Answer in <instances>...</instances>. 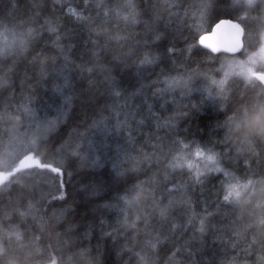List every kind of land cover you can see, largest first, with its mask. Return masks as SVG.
<instances>
[{
	"label": "trees",
	"instance_id": "trees-1",
	"mask_svg": "<svg viewBox=\"0 0 264 264\" xmlns=\"http://www.w3.org/2000/svg\"><path fill=\"white\" fill-rule=\"evenodd\" d=\"M98 0H89V9L85 8V0H0V20H4L6 14L9 17V23H20L25 21L31 26L39 28L44 23V18H51L55 25H58L60 37L57 41L55 34L43 31V40L48 41V47L45 49V58L48 65L53 66V57H55L54 68L50 67L48 74L37 83L33 79L34 72L29 69V82L23 86L24 93L32 97L30 107L35 111L37 116H42L41 108L44 105H57L60 98L55 92V86L62 84V80H57L54 69H64V74L68 76L72 85L75 87V112L73 119L68 121V125L61 128L60 135L74 128L78 136L74 138V144L79 141L83 144L82 151H86L90 142H96L101 145L98 153L101 156V162L98 167H82L83 159L69 157L60 182L65 185L62 189L65 193L67 203L57 205V211L61 207H69L70 211L65 215L62 221L64 227L54 228L55 221H50L53 209L46 208L44 219H33L31 216L21 217L15 211V197L20 191V187L15 186L12 192L14 206H9V196L7 193L0 194V264H53L60 259L61 252L54 251V244L50 247V241H53L54 231L64 232L69 223L79 225L74 233H70L64 239L71 240V245L65 248V259L73 252L80 251V244L91 248L92 256L96 258L97 264H137L138 257L132 252L127 251V247L141 251L144 248L146 233L144 230L145 221L149 225L155 226L160 230L172 235L175 243L173 247L168 241L161 238L158 244L159 255L155 257V264H168L169 257L173 252L179 249V253L173 258L172 264L177 262H187L190 259H203L205 261L212 259L216 264H221L223 260H231L233 250L231 242H235L237 237L241 240L251 242L256 240L253 250L259 249L264 244V168L256 169L257 174L250 177L252 185L247 188L237 189L238 195L234 196L235 203L232 207H226L217 213L214 195L217 188L220 187V174L215 172L206 173L201 177L203 183H196L195 172L189 173L187 168L184 169H167L169 173L168 180L175 181L178 190L172 193V197L177 201H188L189 203H176L170 210L174 214V220L163 221L158 213L154 211L151 199L144 203V195L140 194L141 201L139 207L127 208L121 202V207H126L128 222L131 224L136 220L137 215L141 217L138 221V229L132 230L123 226L125 213H118L116 209L103 210L98 205L103 204L105 200L116 196L117 189L120 185L117 180L123 181L130 179L131 183L127 185L132 188L134 184L149 180L150 184L146 185L154 190L155 198L163 205L168 203V194L164 192L165 163L161 157L160 162L153 164L144 175V170L149 166L144 163L136 167V159H143L144 153L152 151L151 143H157L155 136L151 143H146L148 133H157L165 137L164 143L167 144L173 131L170 126H163L157 129L154 121L149 120L144 125L137 124L141 117H149V109L157 116L163 118L174 117V122L178 124L175 131H181L184 135L193 136L195 144L192 145L191 151L194 153L197 144H202L209 138L212 129L216 133L212 134V140L217 141L215 151L227 154L231 149L233 157L237 155L236 148L251 147L264 153V133L258 130L259 125L264 124V91H261V85L255 81L243 83L239 88L232 85L226 98H222L213 88V96L203 91L205 81L202 76L197 75L195 70L200 65V71H207L210 68L216 69L223 63L228 65L233 60H244L242 54L229 56L225 54L212 55L208 51L207 56L192 55L189 59L188 54L180 50L187 48L184 42V36L188 37L189 43L192 42V33L189 32L187 23L182 22L184 18L185 7L192 0H175L181 7L167 10L163 7L159 9V15H145L143 13L144 0H135L141 5V15L139 22L136 24H125L123 20L117 19L114 15L105 18L103 9L97 10L95 4ZM110 5L123 2V0H105ZM153 3L163 4L164 0H152ZM231 2V0H229ZM15 3L16 7H13ZM33 4L42 5V9H34ZM71 8L77 12H83L84 17L91 19L77 20L75 17L68 15ZM40 11L41 15L36 16ZM99 11V15L97 12ZM174 13H178L179 18ZM220 14V13H216ZM31 18V19H30ZM227 19V16H222ZM233 20L235 18L233 17ZM150 25L151 29L160 32L164 36L163 43L158 42L161 50L170 39L175 37L176 56L164 58L157 61L154 65L145 66L140 72L137 71L139 60L142 58L144 48L142 38L148 31L145 23ZM208 24L205 23L201 29L202 34L206 33ZM183 35H180V33ZM117 34L127 36V40L109 41V35ZM39 39V38H38ZM138 39L141 41L138 43ZM97 41V43H93ZM252 40H246V45L252 44ZM57 44L63 47V53L60 52ZM43 46V41L41 42ZM154 46V47H156ZM196 46H199V37H197ZM38 50V49H37ZM34 49L30 48L28 56ZM98 55H93V52ZM67 57V60H65ZM118 57L119 59H113ZM20 75H23L26 61L24 57L19 58ZM5 65L0 63V74L3 73ZM237 72L240 71L235 69ZM163 73V74H162ZM185 76L193 75V85L199 90L181 94L180 88L174 93L164 95H154L155 88L151 85L159 79L161 83L157 87L163 88L165 85L162 81L166 76ZM216 79L222 76V73L216 74ZM245 75L251 79L252 75L245 72ZM111 76L117 85H119L122 95L114 97L110 93L112 80L106 79ZM14 82L15 97L13 102L21 101V86L19 80L12 73H9V83ZM91 85V86H90ZM87 89V91H84ZM138 90H142L139 91ZM71 92L72 89H67ZM12 87L0 88V106L6 100L10 99ZM138 92V94H137ZM175 96L176 103H172ZM197 107H193V106ZM112 109H119L121 112L120 119H124V113L128 114L127 126L116 127V118ZM181 111L189 113L188 117L181 115ZM135 113V115H132ZM105 124H93V121L105 120ZM49 119L54 120V116ZM224 127H217V122ZM161 124L164 120L161 119ZM106 125V126H105ZM27 127L25 121L24 127L18 131L23 132ZM187 128L188 132L183 133ZM2 130V129H0ZM129 133H131V140ZM227 137V145L223 139ZM5 139L7 137H4ZM107 145V147H104ZM141 145L143 148L141 149ZM120 148L119 162L121 164L119 171L123 174L119 178L113 171L112 162L109 158H117L116 149ZM71 151L66 148L65 153ZM18 155L14 160L16 164L20 159L21 152L17 150ZM195 161V156L192 157ZM226 164L229 163L225 156ZM203 161H200L201 167ZM14 166L4 172L8 175L15 172ZM0 171L2 169L0 168ZM182 173V174H181ZM237 175L241 181L247 182L244 173L238 172ZM85 177L97 180L103 185V192L94 199H88L82 189V181ZM26 193L35 190V199L39 200L41 193H47L50 188L49 184L41 177L26 178ZM169 183V187H171ZM163 194V198H162ZM135 195V193H133ZM204 200H208L210 211L214 216H208L205 213ZM75 201V203H73ZM25 205L27 201L25 200ZM4 213H7L5 218ZM151 215H148V214ZM119 215L121 224L116 223ZM104 218L106 223L103 226L104 231L112 233V236L104 235L99 219ZM205 219V231H198L200 220ZM92 223L87 238L82 234L88 229L89 223ZM173 224L175 226H173ZM217 229L219 231L217 232ZM215 233V234H214ZM19 234L20 238L17 239ZM156 233L152 234L155 242ZM227 244V247H225ZM195 253V256L191 254ZM131 258V259H130ZM238 264H245L247 257L243 253L236 256ZM250 259L254 260L255 257Z\"/></svg>",
	"mask_w": 264,
	"mask_h": 264
},
{
	"label": "snow or ice",
	"instance_id": "snow-or-ice-1",
	"mask_svg": "<svg viewBox=\"0 0 264 264\" xmlns=\"http://www.w3.org/2000/svg\"><path fill=\"white\" fill-rule=\"evenodd\" d=\"M13 7H16L15 3ZM42 5L33 4L34 9H42ZM163 7L167 10L176 9L181 7L179 3L175 0H164L163 4L153 3L152 0H144L143 13L145 15H159V9ZM85 8L89 9V0H85ZM97 10L103 9V16L108 18L114 15L117 19L123 20L125 24H136L139 22V17L141 15V5L137 4L135 0H123V2L116 3L115 5H110L105 2V0H98L95 4ZM220 13V14H216ZM99 11L97 15H99ZM179 18L178 13H174ZM41 12L37 11L36 16H40ZM68 15L75 17L77 20L91 19V17H84L83 12H77L69 8ZM222 16H227L228 18H222ZM233 17L235 18V23H233ZM31 19V18H30ZM188 30L192 33L191 40L189 43L188 37L184 36V42L187 48L180 50L182 53H187L189 59L192 55H203L207 56V53L196 46L197 37H199V45H203L204 48H209L205 45L204 41L206 37L202 34L201 29L204 24H208V28L215 26V29L221 26L234 27L239 30L240 33V49L239 54L245 57L244 60L236 61L233 60L228 65L223 63L220 64L219 68H210L207 71H200V65H197L195 73L203 77L205 86L203 91L209 93V97L213 96V88L216 89L218 95L222 98H226L232 85L239 88L243 83H250L255 81L257 84L261 85V91H264V0H192L184 10V18L182 22L187 23ZM9 17L6 14L4 20H0V63L5 65L3 73L0 74V88L12 87V92L10 94V99L6 100L2 106H0V164L7 162L9 157L16 155L17 150H20V159L27 157L31 162L18 168L15 172L6 175L2 181H0V194L7 193L9 196L8 205L14 206V200L12 198V192L15 186L20 187V191L15 197V211L21 217L31 216L33 219H44V214L46 213V208L50 207L53 209L52 215L49 218L50 221H55L54 228L64 227L62 221L65 215L70 211L69 207H61L57 211V205H63L67 203L65 199V193L62 189L65 187L63 183L60 182V177L63 174L65 164L69 157L75 159H83L84 164L82 167H98L101 162V156L98 154L101 150V145L96 142H90L86 151H82V142L77 141L74 144V138L78 136V133L74 128L67 131L64 135H60L61 128L68 125V121L73 119L74 115H79L75 112V87L72 85L68 76L64 74V69H54L55 76L57 80H62V84H57L55 86V92L60 98V103L53 105H44L41 108L42 116H37L35 111L30 107L32 103V97L24 93L23 86L29 82V69L34 72L33 79H36L37 83L40 82L49 72V68H54L55 57H53V66L48 65L45 58V49L48 47V41L43 40V31H47L50 34H55L57 41L60 37L58 35L59 27L55 25L54 21L49 18H44V23L40 25L39 28L31 26L25 21L20 23L9 22ZM218 21V22H217ZM148 31L145 32L142 38V43L145 49H147L142 58L139 60V66L137 71L140 72L147 65H154L156 62L162 61L164 58H172L176 56L178 49L175 44V37L170 39L167 44L164 45L161 50L158 46V42L163 43L164 36L158 32L151 29L148 23H145ZM207 31V29H204ZM180 35H183L181 32ZM39 38V39H38ZM109 41L115 40H127V36L117 34L115 36L109 35ZM246 40H252L253 43L246 45ZM43 41V46L41 42ZM141 41L138 39V43ZM97 43V41H93ZM156 46V47H154ZM60 52L63 53V47L57 44ZM32 48L34 51L29 58V49ZM38 49V50H37ZM211 49V48H210ZM211 52L216 53L213 49ZM93 55H98L95 51ZM23 56L26 64L24 66L23 75H20L19 58ZM113 59H119L118 57H113ZM67 60V57H65ZM239 66L240 71H236V66ZM250 65L251 71L256 75L249 79L245 75L248 70L245 66ZM9 73H12L19 80L21 86V101L20 103L13 102L15 97V87L14 82L12 85L9 83ZM213 73H222L219 79L215 78ZM163 74V73H162ZM108 80H112L110 87V93L114 97H120L123 93L119 87L112 79L111 76L106 77ZM193 75L189 74L187 76L180 74L175 77L166 76L162 83L165 87H157L161 83L159 79L154 81L151 85L155 88L154 95H164L166 93H174L177 88H180L181 94L187 92L199 90L194 87ZM91 86V85H90ZM67 89H72L71 92ZM84 91H87L85 89ZM142 91V90H138ZM137 92V94H138ZM172 103H176L175 96H173ZM194 108L197 106H193ZM116 118V127L119 129L122 126H127L128 124V114L124 113V119L121 120V112L119 109H112ZM135 115V113H132ZM181 115L188 117L189 113L186 111H181ZM50 116H54L53 119H49ZM105 120L93 121V124H105ZM161 119L164 120V124H161ZM149 120L154 121L157 129L163 126H170L173 130L171 132V138L168 143L165 144V137L159 136L157 133H148L146 143H151L153 136H155L157 143H151L152 151L150 153H144L143 159L135 158L136 164L133 170H136L141 164L146 163L149 167L144 170V175L147 176L153 161L156 163L160 162L161 157L166 161L165 163V173L164 180L166 181L163 185V190L168 194V203L163 205L158 202L155 198L154 190L146 187L151 181L145 180L140 181L133 185L132 188H128L127 185L131 183L130 179H125L123 181L117 180L120 187L117 189L116 196L107 199L103 204H99L98 208L103 210L116 209L118 213H125L123 226L137 230L138 221L141 217L137 215L136 220L131 224L128 222L126 207H121V202L127 208L139 207L140 206V194L144 195V203H148L151 199L154 206V211L158 213L159 217L163 221H168L171 217L174 220V214H171L170 210L176 203H189L188 201H177L172 197V193L178 190L175 181L168 180L169 173L167 169H184L187 168L189 173L195 172L196 183H203L201 180L202 176L206 173L215 172L220 174L217 179H220V187L216 189L214 195L216 197L215 204L217 213L226 207H232L235 203L234 196L238 195L237 189L243 187L247 188L252 185L253 181L250 177L257 174L256 169L264 168V153L261 151L251 148V147H238L236 148L237 155L235 157L231 154V149L228 153H222L215 151L217 141L212 140V134L216 133V129H212L209 133V138L202 144H197L194 153L191 151L192 145L195 144V139L193 136L184 135L181 131H175L178 124L174 122V117L163 118L157 116L151 109H149V117H141L137 124L144 125ZM25 121L27 127L23 132L18 131L20 128L24 127ZM227 125V121L223 124L217 122V127H224ZM106 126V125H105ZM258 130L264 133V124L259 125ZM188 129L184 128L183 133H187ZM218 135V133H216ZM130 143L134 142L131 140ZM4 137H7L6 139ZM223 143L227 145L228 138L223 139ZM107 147V145H104ZM66 148H71V151L65 153ZM143 145H141V149ZM121 149L118 147L116 149L117 158H109L112 162L113 171L119 178L123 174L119 171V153ZM195 156V161L192 157ZM225 156L229 163H225ZM200 161H203V166L201 167ZM238 172H243L246 179V183L241 181L240 177L237 175ZM182 174V173H181ZM41 177L45 182L49 184L50 190L47 193H41L40 199H35V190L26 193L25 188L26 178L31 177ZM171 183V187H169ZM85 196L88 199H94L100 196L103 192V185H101L97 180L85 177L82 181V189ZM135 193V195H133ZM163 198V194H162ZM25 200L27 201L25 205ZM75 203V201H73ZM205 213L208 216H214V213L210 211V204L208 200H204ZM7 213H4L5 218H7ZM148 215H151L150 213ZM106 221L104 218L99 219V224L104 231L103 226ZM116 223L121 224L119 215H117ZM173 226H175L173 224ZM79 225H74L69 223L64 232L54 231L53 241H50V247L54 244V251H60L63 264H97L96 258L92 256V250L90 247L80 244V251L73 252L67 256L65 259V248L71 245V240L64 239L70 233H74L75 229ZM92 223H89L88 229L82 234L84 238H87L91 228ZM144 230L146 233V238L144 240V248L141 251H136L134 248L127 247L129 252H132L134 256L138 257L137 264H155V257L159 255L158 244L163 240L168 241L173 247L175 243L172 240V235H169L163 231V226L160 230H157L155 226L149 225L147 221L144 223ZM201 233L205 231V219L200 220V227L198 229ZM219 229H217V232ZM156 233L155 242L152 238V234ZM215 234V233H214ZM104 235L112 236V233L104 231ZM19 234L17 239H19ZM232 245L233 257L231 260H223L221 264H238L236 259L237 254L243 253L247 260L245 264H264V244H261L259 249L253 250V246L256 244V240L253 239L251 242L247 240H241L237 237L235 242H229ZM227 247V244H225ZM179 249L173 252L169 257L168 264H172L173 258L179 253ZM195 256V253L191 254ZM255 257L254 260L250 259ZM131 259V258H130ZM53 264H59L58 260H54ZM177 264H184L180 261ZM187 264H216L215 260L209 259L207 261L203 259H190Z\"/></svg>",
	"mask_w": 264,
	"mask_h": 264
},
{
	"label": "water",
	"instance_id": "water-1",
	"mask_svg": "<svg viewBox=\"0 0 264 264\" xmlns=\"http://www.w3.org/2000/svg\"><path fill=\"white\" fill-rule=\"evenodd\" d=\"M235 22L236 21L233 20V23ZM203 35L206 37L204 43L209 48H204L203 45H199V46L202 49L208 51L210 54L212 55L225 54L229 56H234L239 54L240 33L238 29L229 26H221L215 29V26L213 25L212 28H210ZM210 48L213 49L216 53L211 52ZM30 162L31 161L29 159L26 160L25 165ZM4 177L5 175L0 174V181H2Z\"/></svg>",
	"mask_w": 264,
	"mask_h": 264
},
{
	"label": "rangeland",
	"instance_id": "rangeland-1",
	"mask_svg": "<svg viewBox=\"0 0 264 264\" xmlns=\"http://www.w3.org/2000/svg\"><path fill=\"white\" fill-rule=\"evenodd\" d=\"M245 67L248 69L246 72H249L250 75H252V76L255 75V73L251 71V67H250V65H246ZM236 69L240 70V68H239L238 65L236 66ZM18 153H19V152H17L16 155L13 156V157H9V158L7 159V162H6V163H4V164H0V168L2 169V171H0V174H3V175H5V176L8 175V172H4V171H6V170H8V169H11V168L14 166V164H15V163H14V160L16 159ZM26 160H28L27 157H25L24 159H19V160L17 161V163L15 164L14 169L16 170V168H20V167H22V166H25V162H26Z\"/></svg>",
	"mask_w": 264,
	"mask_h": 264
}]
</instances>
